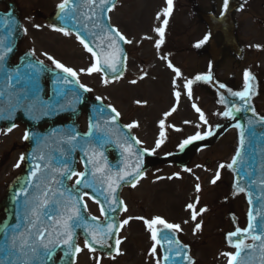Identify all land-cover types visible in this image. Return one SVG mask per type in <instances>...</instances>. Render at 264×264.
<instances>
[{
    "label": "water",
    "instance_id": "1",
    "mask_svg": "<svg viewBox=\"0 0 264 264\" xmlns=\"http://www.w3.org/2000/svg\"><path fill=\"white\" fill-rule=\"evenodd\" d=\"M114 2L115 0H109V4L101 11L97 0L96 5H92L96 15L91 20H85L84 15H91V8L85 5L83 0H70L69 8L75 4L81 5L77 12L81 23L76 24L71 18L60 20L59 16L62 13L59 8L45 20L58 28L65 27L72 32H79L96 51L99 50L98 45L108 51L106 45L110 33L102 31L100 27H93V24L109 26L107 9ZM0 4L4 5V10H0V37L5 38L4 46H10L12 49L6 54L3 67L0 68V129L8 130L15 123H20L25 127V133L29 137L27 140L24 138L25 159L22 161V170L6 186L0 197V244L4 242L5 230L11 236L14 231L22 232L27 226L25 217L31 213L25 202L34 201L37 197L42 201L45 199L44 194L47 193L46 198L50 203L44 209L45 213L59 218L64 204L76 203L79 207L83 220L80 222L81 226L75 229L74 247L76 239L80 237L84 242L91 244L92 249L111 256L115 251L116 234L120 227L119 215L123 209L119 198L120 189L132 185L140 178L141 175H136V166L139 165L142 174L164 164L186 167L198 150L213 146L226 132L232 131L233 152L223 168L228 178L223 184L221 204L224 207L227 226L221 233V239L224 246L233 254L236 252L233 246L235 242L243 240L244 245L249 247L244 248L241 257L249 264H264V122L259 119L264 117V114H261L256 105L261 82L255 71L246 69L254 77L249 81L252 94L247 98L246 104L239 97L231 95V92L244 90V74L240 84L222 80L217 75L218 67L226 57L239 60L244 55V50L237 39L233 17L241 7L239 0H229L226 11L223 2L220 12L205 9L198 3L192 4L193 15L204 25L206 35H209V39L197 50L199 54L207 56V70L196 74L193 82L197 88L206 91L213 98L219 111L211 136L195 140L183 149L179 147L177 152L166 156H154L141 149L129 130L121 126L117 117L115 120L111 119L115 114L100 100L90 97L69 75L44 64L39 70L29 67V64L36 63L37 60L28 52L18 55L23 37L19 9L12 0H0ZM85 24L87 28L84 27ZM90 33L97 35L93 36ZM101 38H104V44H101ZM118 44L123 49L120 63L117 65L118 72L102 71L108 79L119 77L124 71L125 50L122 41L118 40ZM209 73L211 81L196 80L198 75L205 76ZM9 75L11 79L8 78ZM65 77L72 83H67ZM219 84L226 87L221 89ZM221 99L224 100L223 103L220 102ZM229 108L233 110L232 116L220 115ZM236 108L240 111H236ZM251 108H254L255 112L251 111ZM83 113L87 119L86 133H82L78 125V118ZM90 125H98L99 130L95 127L90 129ZM90 131L91 134L86 135ZM73 136L75 139H69ZM129 144L132 146L131 152L126 150ZM77 159H80L83 165L82 172L85 173V176L79 177L78 180L88 181L91 187H85L83 182L77 185V181L73 185L69 184L71 173L76 172ZM229 164L233 166L228 168ZM36 165L40 166L39 171L36 176H31ZM97 167L103 168L104 173L95 172ZM125 172L132 175L119 181L116 191L110 193L107 190L109 183L107 177L115 179L117 173L123 175ZM21 188L26 191L22 192ZM239 188H243L244 191H239ZM85 193L97 201L100 210L102 208L105 210L101 212L102 219L97 220L87 214L81 201ZM54 201L60 203H53ZM237 202H242L245 206L242 215L235 210ZM41 219V228L55 227L54 221L48 220L47 216H42ZM250 222L253 225L251 231H241L234 237L228 236L237 228L247 229ZM110 223L117 225L112 229V237L107 239L104 245L94 243L89 234L90 226L105 229ZM157 229L169 233L170 238L178 240L180 245L188 246L180 249L176 244L169 245L160 240V243H156L159 264H189L185 254L191 257L195 264L191 247L180 240L176 231L164 229L163 225ZM258 235L262 239L253 240V236ZM73 253L65 257L64 250H57L56 264H73L76 254L74 248ZM2 256L3 253H0V257Z\"/></svg>",
    "mask_w": 264,
    "mask_h": 264
},
{
    "label": "rangeland",
    "instance_id": "2",
    "mask_svg": "<svg viewBox=\"0 0 264 264\" xmlns=\"http://www.w3.org/2000/svg\"><path fill=\"white\" fill-rule=\"evenodd\" d=\"M15 1L21 9L24 29L20 50L32 53L34 50L35 57L43 62L55 66L48 59L51 56L66 67L73 68L79 83L91 89V95L100 97L105 104L112 105L119 112L122 124H134L129 129L142 148L164 155L176 151L184 140L197 132L204 135L213 129L218 107L193 83L191 95L185 87L187 81H193L195 74L207 68L206 57L196 56L193 51L204 32L189 13V0H173L167 25L162 23L166 0H117L109 12V23L132 43L124 42L127 58L123 76L107 83L100 72L88 74L80 71L89 68L94 58L74 35L65 36L46 24L44 18L61 0ZM199 2L204 5L209 0ZM157 13H161L160 19H157ZM237 21L244 55L233 65L234 68L230 67V59L226 58L219 65V76L226 79L233 74V79L240 84L244 68L255 71L261 82L256 105L264 113V0H252L251 6L247 4L237 14ZM157 27L165 28L163 43L159 48L156 47V41L160 39V34L155 31ZM169 63L173 67H169ZM174 68L180 70L179 76ZM177 92L180 93L179 98ZM197 107L203 112L207 124L201 120ZM161 120L164 121L163 127ZM80 126L82 130L86 127L84 117L80 119ZM23 135L24 129L18 124L11 131L0 132V195L6 184L20 171ZM232 139V133H226L211 148L197 152L187 167L162 166L146 173L135 183V187L123 188L120 197L124 210L120 215L121 228L117 235L121 243L115 255L100 257L79 240L81 251L76 256L75 264H157L156 251L152 252L154 243L151 231L144 223V220L157 216L168 223L180 225L178 232L190 244L196 258L195 264H226L228 256L223 253L228 252L221 240V231L226 223L220 196L224 193L222 182L226 181L227 176L220 165L232 151ZM157 140L162 141L159 147L156 146ZM17 163L19 167H16ZM217 171L220 178L213 184L211 181ZM197 184L200 185L199 192L196 190ZM84 202L90 214L100 216L95 202L87 197H84ZM188 204H194L197 213L201 208L207 211L199 213L193 220V209H189ZM235 210L241 213L238 202ZM124 220H128V224H123ZM197 223L201 224L199 230H195Z\"/></svg>",
    "mask_w": 264,
    "mask_h": 264
},
{
    "label": "snow or ice",
    "instance_id": "3",
    "mask_svg": "<svg viewBox=\"0 0 264 264\" xmlns=\"http://www.w3.org/2000/svg\"><path fill=\"white\" fill-rule=\"evenodd\" d=\"M83 3L91 8V15H84L85 20H91L93 16L96 15V10L95 8H92V5H96L97 0H83ZM70 0H61V3L57 6L62 13V15L59 16L60 20H65L67 18H71L73 21H75L76 24L81 23L79 17L77 16V12L79 8L81 7L80 4H75L72 8H69ZM109 4V0H99V7L101 8V11L104 10V6ZM167 7H165L162 10V14L164 16L163 19V25H167L168 19L167 17L171 15L172 10H173V0H166ZM229 5V0H224V11L228 9ZM114 7V4H113ZM108 11H111V8L107 9ZM223 15V12L221 13ZM161 13H157V19H160ZM75 27V24L73 25ZM36 27H40L39 25H36ZM50 27H53L54 30L62 32L65 36L71 35V32L65 28V27H60L57 28L55 25H50ZM85 28H87V24L84 25ZM93 27H100L102 31H107L110 34L107 36V49L108 51H105L104 47H101L98 45V51L94 50L93 47L89 46V43L83 38V36L80 35L79 32H77V39L80 40V43L83 44L85 49L91 53L92 57L94 58V63L92 65L85 69H80L81 72L86 71L88 74H91L93 72H101V71H111L113 73L118 72L117 65L120 63V56L123 54V49L119 47L118 40L119 41H124L125 43H132L130 40H126L124 35L119 32L118 29L111 28L110 26H105V25H100L98 23H94ZM26 31V30H25ZM155 31L160 34V39L156 41V47L159 48L160 45L163 43V38H164V27H157L155 28ZM91 35L95 36L97 35L96 33H90ZM209 39V35H205L204 39L199 41L196 45V47H199L203 43H205ZM4 40L5 38L0 37V68L3 67V62L5 60L6 54L8 52H11V47H5L4 46ZM101 44H104V38H101ZM256 47H261L260 45H257ZM34 54V50H33ZM47 55V53H45ZM48 59L55 64L56 68L61 69L63 72L68 73L72 77H77V72L70 67H66L64 64H62L60 61L55 60L53 57L48 56ZM31 68L39 70L40 67L43 66L42 61H37L36 63H31L28 65ZM169 67H173L171 63H169ZM174 71L176 72V75L179 76L180 70L178 68H174ZM11 79V76L9 75L8 77ZM118 78V77H117ZM254 77L251 75L250 72L247 70L244 73V90L239 91V92H231L232 96L239 97L241 100L245 101V103H248V97L252 94V86L250 85L249 81L253 80ZM196 80H206V81H211L212 77L211 74L209 73L208 75L205 76H197ZM65 81L67 83H72L71 80H68L67 77H65ZM79 83L78 79L76 81ZM108 81L105 80V83ZM132 83H136V81H132ZM193 81L189 80L185 84V87L189 89V95H191V85ZM81 88H84L85 91H91V89H87L84 85H80ZM226 86L224 84H219V88L223 89ZM231 91V90H229ZM180 93L177 92L176 96L179 98ZM100 97H97V100H99ZM221 103L224 102L223 99L220 101ZM137 103H140L137 101ZM108 108H111V111L115 113V116H112L111 119L115 120L116 117H118L120 114L117 112V110L112 107V105H108ZM195 107V105H194ZM103 109H101L102 111ZM236 111H240L239 108L235 109ZM251 111L255 112L254 108L250 109ZM173 111L175 109L173 108ZM197 112H200V118L201 120L204 121L205 124H207V120L204 117L203 112L197 107L196 108ZM233 114L232 108L227 109L223 113H220V115L225 116V117H230ZM165 115H169V113H165ZM260 121L264 122V117L259 118ZM161 127L164 125V121H160ZM134 124H129L126 127L131 128L133 127ZM14 127V125H13ZM92 127H95L99 130L98 125H90V129ZM8 131H11V128L8 129ZM90 133L86 135H90ZM213 133L211 131L205 133V135H201L200 132H197L194 136L188 137L186 140H184L179 147L183 149L186 145L191 144L195 140H203L205 139L206 136H211ZM164 133L161 132V136H163ZM26 140L29 138L28 134L25 133ZM69 139H75V137H70ZM136 143H140L139 141H136ZM162 143L161 140H157L156 146L159 147L160 144ZM127 151L131 152L132 146L129 144L127 146ZM145 151H147L145 149ZM153 151H155L153 149ZM102 156L103 153H100ZM239 155V152L237 153ZM21 161L25 159V157L22 155L21 156ZM236 158H233V164H235ZM233 164L227 165L228 168H231ZM16 167H19V163H17ZM225 165L221 164L220 168H224ZM40 166L36 165L33 171L31 172V176H36L37 172L39 171ZM95 172L97 173H104V169L101 167H97L95 169ZM136 175H142L139 171V165L136 166L135 169ZM72 175H77L81 178L85 176V173H71ZM132 173L125 172L123 175H120L119 173L116 174L115 179H113L111 176L107 177L109 183H108V191L110 193H114L116 191V187L119 186V181L124 180L126 177L131 176ZM220 178V173L217 171L215 177L211 181L213 184L216 183V181ZM84 183L85 187H91L92 185L86 181V180H77V185ZM135 187V184L132 185ZM238 187V185H237ZM196 190L199 192L200 191V185H196ZM21 191H26V189L21 188ZM239 191H244L243 188H239ZM45 199L40 200L39 197H37L34 201H26L25 204L28 207L31 215L25 217L27 220V226L25 227L24 231L22 232H13L11 236L7 234V230H5V239L3 244H0V253H3V256L0 257V264H56L55 261V256L57 250H64V256L67 257L70 254L73 253V248L74 252L78 253L81 251L80 247L77 245L74 247V237H75V229L80 227L81 224L80 222L83 220V217L80 215V209L79 207L76 206V203H72L71 205L69 204H64L63 205V211L59 213V218L56 216H53L51 214L45 213L44 209L48 207L50 201L46 198L47 193L44 194ZM62 195V193H61ZM87 195V193H85ZM116 203V201H113ZM198 202V198H197ZM53 203L59 204L60 201H54ZM122 203V202H120ZM86 207V206H85ZM187 207L189 209H193L192 212V219L196 220L197 215L199 213H203L207 211L206 208H201L199 210V213H197L195 209L194 204H188ZM115 210V209H113ZM125 207V211H126ZM105 210L102 208L101 212L103 213ZM42 216H47V219L50 221H54L55 227L52 226H45L43 228L40 227V224H42ZM131 219V218H129ZM138 219L144 220L143 217H139ZM251 220V218H250ZM128 220H124L123 224H128ZM144 223L147 225L148 229L152 233V239L156 241V243H160V240L165 241L169 245L176 244L178 248L183 249L187 248V245H180L178 240H175L174 238H170L169 233H164L162 230L157 229L155 226L156 225H163L164 229L171 230L173 232L175 231H180V225L179 224H172L168 223L165 219L162 217H154L151 220H144ZM117 225L114 224H108L105 229H100L98 226L97 227H91L89 229V234L92 237V240L96 244H101L104 245L107 243V239L112 237V229L116 228ZM201 228V224L197 223L196 224V229L199 230ZM253 229V225L250 222L249 227L247 229L241 230L239 228L236 229L235 232H231L228 234L229 237H234L237 236L241 231L243 232H249ZM47 234V237H46ZM159 237V239H158ZM261 236H253V240H261ZM231 243V240H229ZM86 246L89 247L91 250L92 249L91 244H88L86 241ZM121 243L120 240H116V245H119ZM236 248V252L233 253H223V255H226L229 257L228 264H249V262L241 257V253L243 252L245 247H249L244 245L243 240H237L235 244L233 245ZM243 246V247H242ZM66 249V250H65ZM156 251V245H153L152 252L155 253ZM63 259V257L61 258ZM167 259V257H165ZM185 259L189 261V264H194L192 261L191 257L187 256L185 254ZM157 264H159V261H157Z\"/></svg>",
    "mask_w": 264,
    "mask_h": 264
},
{
    "label": "flooded vegetation",
    "instance_id": "4",
    "mask_svg": "<svg viewBox=\"0 0 264 264\" xmlns=\"http://www.w3.org/2000/svg\"><path fill=\"white\" fill-rule=\"evenodd\" d=\"M249 5L251 6L252 0H248ZM251 12H257L256 10H252Z\"/></svg>",
    "mask_w": 264,
    "mask_h": 264
}]
</instances>
